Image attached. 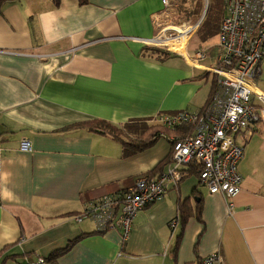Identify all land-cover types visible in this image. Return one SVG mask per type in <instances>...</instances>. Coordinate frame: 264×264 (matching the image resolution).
<instances>
[{
  "label": "crops",
  "instance_id": "1",
  "mask_svg": "<svg viewBox=\"0 0 264 264\" xmlns=\"http://www.w3.org/2000/svg\"><path fill=\"white\" fill-rule=\"evenodd\" d=\"M161 9L160 0H11L1 8L0 264H196L213 254L223 264H264L261 122L235 137L242 184L231 210L194 169L180 168L187 174L136 215L125 242L118 230L97 233L92 219L74 220L91 202L167 172L171 141L182 136L166 127L123 157L118 141L81 124L151 126L158 116L200 112L209 98L214 77L205 69L218 50H204L199 67L147 50ZM23 139L30 152L19 150Z\"/></svg>",
  "mask_w": 264,
  "mask_h": 264
},
{
  "label": "built area",
  "instance_id": "2",
  "mask_svg": "<svg viewBox=\"0 0 264 264\" xmlns=\"http://www.w3.org/2000/svg\"><path fill=\"white\" fill-rule=\"evenodd\" d=\"M209 0H203L205 9ZM162 9L155 20V35L148 44L178 53L192 67L208 58V52L196 49L193 58L186 55L187 42L203 21L195 23L173 16L184 0H160ZM224 15L218 30L215 65L206 68L215 78L206 107L197 113L187 111L158 116V123L174 128L186 126L191 133L173 138L170 168L154 179H140L134 188L91 202L74 220L92 219L97 233L118 230L125 242L131 233L136 215L163 197L170 183L181 181L185 171L198 169L199 181L210 194H220L232 209L230 201L241 191L242 177L238 165L243 157V146L235 137L250 127L264 123V94L255 86L264 56V0H223ZM163 24V25H162ZM179 24V25H178ZM163 27V28H161ZM161 137L163 134L160 135ZM31 144L23 139L21 152H30ZM0 150V165H1ZM176 222L172 221L173 228ZM35 264H45L39 259ZM201 264H223L218 254L202 259Z\"/></svg>",
  "mask_w": 264,
  "mask_h": 264
},
{
  "label": "trees",
  "instance_id": "3",
  "mask_svg": "<svg viewBox=\"0 0 264 264\" xmlns=\"http://www.w3.org/2000/svg\"><path fill=\"white\" fill-rule=\"evenodd\" d=\"M9 1L11 0H0V11L3 5ZM58 1L59 0H54L55 3H57ZM188 1L189 3L187 6H183L182 4L181 6L179 5V7L177 8V16L181 18L184 16L185 18L183 17V19H185L186 21H190V22L192 21L191 23H195L201 18V16L204 13V9H205L203 7L204 3H203V0H188ZM215 1H217L216 4H214ZM84 2L85 0H80V3H84ZM223 15H224L223 0H209L207 9H205L203 21L201 22L196 32V34L201 33L202 35L200 38L201 40L205 41L206 39H209L210 37H212L214 34L218 33L219 26H220ZM147 50L150 51L153 55L156 54L157 57H161V58H166L170 53L169 51H162L158 47H148ZM214 84H215V78L213 79L212 84H211L212 89L214 87ZM212 89L210 91V95H211ZM210 95L206 102V105L208 104ZM206 105L204 106V108L206 107ZM86 124L90 131L97 132L100 134L106 133L113 140L118 141L121 144L123 157L131 156L135 153H138L150 147L152 143L156 141L162 134L160 133V131L166 130V127L161 125L160 123L148 126L147 123L145 122L139 125L138 123L135 124V122L134 123L130 122L124 125L123 127L127 131V135L125 136V135H122V133H120V130L122 129L111 126L109 123H106L104 121L87 122V123L81 124L80 126H83ZM132 124H135V125H132ZM134 126H136V128H134ZM185 129H190V128L186 126H178V127L172 128V131L174 135L181 134L182 136L181 135L180 136L183 137L186 134L191 133V129L187 131ZM129 130H132V132H129ZM179 131H182V133H180ZM134 133L136 134L135 137L133 135ZM146 134H148L149 137L143 140L142 137L143 135H146ZM172 143L173 141H171V146H172ZM191 169H194L197 172V175L199 177L198 169L195 167H190L189 170L191 171ZM181 207L183 209V205ZM181 207L179 210L182 214L179 213V217L181 218L180 220L184 222L185 218L182 216L184 212H182ZM76 240L78 239L70 241L65 249L56 251L54 253V256H58L62 254V252L67 250ZM202 259L197 261L196 264H201ZM45 264L47 263L45 262Z\"/></svg>",
  "mask_w": 264,
  "mask_h": 264
},
{
  "label": "rangeland",
  "instance_id": "4",
  "mask_svg": "<svg viewBox=\"0 0 264 264\" xmlns=\"http://www.w3.org/2000/svg\"><path fill=\"white\" fill-rule=\"evenodd\" d=\"M217 1H215L214 4H216ZM189 3L188 0L184 1L182 3L183 6H187ZM203 7L205 8V5H203ZM184 17V16H183ZM182 17V18H183ZM202 17V16H201ZM185 18V17H184ZM195 18V17H194ZM173 22L174 23H182L183 25L186 24L183 23L182 21H180V18L176 15V16H173ZM192 22V21H191ZM163 25V24H162ZM179 25V24H178ZM186 26V25H185ZM155 27V26H154ZM163 28V27H161ZM196 34V33H195ZM201 33H198L196 35H194V37L187 42V49H186V53H187V57L192 59L193 58V55H194V52L196 49H203V50H208L211 48V50H209V55H212V52L213 53H216L217 49L215 48V46L218 44V33L214 34L212 37H210L209 39H206L205 41L201 40ZM150 47H153V46H150ZM159 49H161L162 51H167L165 48L163 47H159ZM206 60V59H205ZM205 60H202L201 62L205 61ZM204 64H208V62H205ZM261 68H262V73L261 75L257 78L258 82H264V56H263V59H262V63H261ZM120 133H122V135H125L124 133L125 130H120ZM126 136V135H125Z\"/></svg>",
  "mask_w": 264,
  "mask_h": 264
},
{
  "label": "water",
  "instance_id": "5",
  "mask_svg": "<svg viewBox=\"0 0 264 264\" xmlns=\"http://www.w3.org/2000/svg\"><path fill=\"white\" fill-rule=\"evenodd\" d=\"M207 9V8H206Z\"/></svg>",
  "mask_w": 264,
  "mask_h": 264
}]
</instances>
